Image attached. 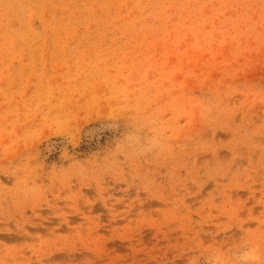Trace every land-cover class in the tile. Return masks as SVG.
<instances>
[{"label": "rangeland", "instance_id": "obj_1", "mask_svg": "<svg viewBox=\"0 0 264 264\" xmlns=\"http://www.w3.org/2000/svg\"><path fill=\"white\" fill-rule=\"evenodd\" d=\"M264 264V0H0V264Z\"/></svg>", "mask_w": 264, "mask_h": 264}, {"label": "clouds", "instance_id": "obj_2", "mask_svg": "<svg viewBox=\"0 0 264 264\" xmlns=\"http://www.w3.org/2000/svg\"><path fill=\"white\" fill-rule=\"evenodd\" d=\"M240 264H257L260 259L257 251L254 248H247L237 253Z\"/></svg>", "mask_w": 264, "mask_h": 264}]
</instances>
